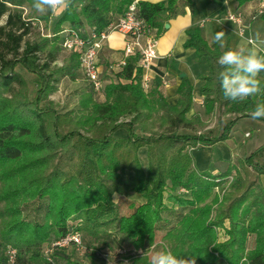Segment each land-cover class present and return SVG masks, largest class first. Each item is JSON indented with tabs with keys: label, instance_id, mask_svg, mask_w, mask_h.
Returning a JSON list of instances; mask_svg holds the SVG:
<instances>
[{
	"label": "trees",
	"instance_id": "trees-1",
	"mask_svg": "<svg viewBox=\"0 0 264 264\" xmlns=\"http://www.w3.org/2000/svg\"><path fill=\"white\" fill-rule=\"evenodd\" d=\"M133 1L71 0L52 38L32 41L26 40L34 26L24 9L34 0H0V264H61L59 259L63 264H124L126 259L148 264L141 254L117 259L86 242V236L112 240L120 235L112 240L120 250L128 241L147 251L157 247L160 230L174 255H195L196 264H264V144L218 175L199 172L187 149L228 139L237 122L264 103V92L243 102L224 98L219 73L225 69L218 59L230 48L210 45L198 27L188 31L186 46L194 47L209 68L202 86L207 110L231 116L216 137L199 134L202 121L188 117L194 98L190 81L183 80L178 103L170 105L161 90L144 89L136 56L117 69L118 80L106 84V101L96 100L90 83L77 108L61 110L49 99L65 78L75 81L81 71L77 50L58 65L62 31L73 29L86 39L116 22ZM249 1L237 0L239 6ZM138 6L157 35L186 7L194 10L193 0L139 1ZM86 27L93 32L84 35ZM18 65L38 77L33 98ZM119 129L127 131L126 138L115 136ZM142 147L146 170L138 154ZM181 188L189 192L181 194ZM116 194H140L145 202L131 203V213L122 215ZM166 198L177 209L166 207ZM224 226L229 240L220 242L216 229ZM75 232L86 243L82 249L75 242L68 248L54 245ZM251 236L253 249L248 248ZM10 249L17 251L14 262Z\"/></svg>",
	"mask_w": 264,
	"mask_h": 264
},
{
	"label": "crops",
	"instance_id": "crops-1",
	"mask_svg": "<svg viewBox=\"0 0 264 264\" xmlns=\"http://www.w3.org/2000/svg\"><path fill=\"white\" fill-rule=\"evenodd\" d=\"M136 1L167 2V0ZM193 3V11L186 7L184 13L169 19L165 24L164 30L157 35L159 56L143 72V79L147 80L148 85L145 90H161L170 105L178 103L180 98L179 87L185 78L189 80L194 87V98L193 107L188 113V117L199 118L204 123V127L198 130L199 134L216 137L222 133L226 122L229 121L231 116L220 110H207V100L202 93V86L205 82L204 78L208 75L209 68L206 60L197 53L194 47L186 46L190 38L188 31L194 27L200 28L210 45L216 44L213 42L215 33L224 31L226 34L224 37L225 47L221 48L217 43L221 49L226 47L236 49L242 45L251 47L247 42L256 33H259L261 39H264V17L253 19L260 0H251L242 6L238 5L237 0H193ZM230 10H241L244 12L246 20L250 23L243 36L238 33L236 24L225 19L226 13ZM63 12L64 10L57 12V18H55L54 22L60 18ZM62 27H69V23H64ZM92 30V28L86 27L83 33L84 35H89L93 32ZM125 41L126 38L122 33L114 31L104 42L103 48L98 54L99 69L102 78L105 80V86L112 81L118 80V75H116L118 68L116 66L124 57ZM258 79L264 81V72L259 74ZM77 80L83 83L86 82L80 70L77 71ZM97 101H106L105 91L101 93ZM120 132L123 135H127L125 129L120 130ZM239 132H244L241 139L236 138V134ZM252 141L254 142L252 143ZM263 144L264 122L248 117L242 118L237 122L228 139L220 140L214 145L205 147H191L189 153L193 157L194 167L199 172L208 171L213 175H218L225 172L231 164H235L239 157L250 153ZM138 154L142 167L146 170L148 167L147 149L145 147L140 148ZM261 178L264 186V176L262 175ZM125 198L131 203L141 204L145 202V199L140 194H133ZM165 204L168 208L174 207V209H177V206L167 198Z\"/></svg>",
	"mask_w": 264,
	"mask_h": 264
},
{
	"label": "built area",
	"instance_id": "built-area-1",
	"mask_svg": "<svg viewBox=\"0 0 264 264\" xmlns=\"http://www.w3.org/2000/svg\"><path fill=\"white\" fill-rule=\"evenodd\" d=\"M257 11L253 15V19H258L264 15V0H260ZM225 19L236 24L238 33L243 36L245 31L249 28V22L246 20L244 12L241 10L229 11L226 13ZM31 20V19H30ZM33 26L43 27L42 21L32 20ZM118 31L122 33L125 38L124 57L117 64V68L122 69L129 57L136 56L138 58V65L143 71L147 70L149 66L158 58L157 50V33L156 29L144 19L139 13L138 1L134 0L128 7L126 12L121 15L116 22L111 23L108 28L100 33H93L88 38H83L78 31L73 29H66L62 32L66 34L63 42L64 48L69 51H76L80 54V69L85 79L91 84L93 91L96 94H101L104 90L105 80L101 76L98 64V54L103 48L104 42L109 35ZM144 89L148 88L147 80L143 79ZM189 191L186 188H181L179 193L187 194ZM75 242L77 246L82 249V239L79 233L75 232L69 234L61 241H57L54 245L64 246L66 243ZM51 249L46 250V254H50ZM125 252L120 250V253ZM17 251L15 249L9 250L11 262H14V257ZM104 258L108 256L107 253L101 254ZM125 261L128 262L126 259Z\"/></svg>",
	"mask_w": 264,
	"mask_h": 264
},
{
	"label": "clouds",
	"instance_id": "clouds-1",
	"mask_svg": "<svg viewBox=\"0 0 264 264\" xmlns=\"http://www.w3.org/2000/svg\"><path fill=\"white\" fill-rule=\"evenodd\" d=\"M71 0H34L32 7L40 13H57L69 7ZM225 32L215 33L213 42L218 43L221 48L225 47ZM251 47L238 46L236 49L224 51L218 59V64L224 68L219 73L220 87L226 100L233 102H243L251 96L264 92L258 76L264 72V39L260 34L247 42ZM253 120L264 118V103H258L255 109L250 112ZM143 256L149 255L148 264H196L195 255L191 258H181L174 255L171 249L166 246L161 250H156L155 245H151L145 252L140 250ZM124 264H128L127 261Z\"/></svg>",
	"mask_w": 264,
	"mask_h": 264
},
{
	"label": "rangeland",
	"instance_id": "rangeland-1",
	"mask_svg": "<svg viewBox=\"0 0 264 264\" xmlns=\"http://www.w3.org/2000/svg\"><path fill=\"white\" fill-rule=\"evenodd\" d=\"M60 11H62V10H60ZM57 14L58 13H55V14L51 13L50 11L45 12V13L37 12L32 7V5L27 4L25 9H24L25 17L29 18L31 20H33V19L37 20V21L42 20L43 21V27L40 28L39 26H34L30 30L29 34L26 36V40L34 41V40H38L40 38H45V37L52 38V36L54 35L53 33L55 32L54 20H55V18H57L56 17ZM5 19H6V17H3L1 24L5 23ZM71 53H72L71 51L66 50L62 47V51L59 54L58 65L60 66L61 64H63L65 59H67ZM16 70L22 74L21 76L24 77V80L27 84V88L29 90V94L31 95V98H33L34 94H35V89L38 86V84H37L38 77L34 73L25 70L20 65L17 66ZM88 87H89V82L87 80H86V82L83 83L81 81L79 82L77 79L75 81H73L69 78H65L60 83L57 90H55L52 94L49 95V99L53 100L56 103L58 109H61V110L74 109V108H77L79 105L78 102L81 98L80 97L81 92ZM100 95L101 94H99V95L95 94L96 100L99 99ZM203 127H204V123L202 122V126H199L198 129H201ZM120 130H123V129L117 130L115 136L117 138H126L127 135L121 134ZM243 133L244 132H239L238 134H236V138L241 139L243 136ZM255 134H257V133H255ZM253 142L254 141H252V143ZM190 148L191 147H189L187 149L190 150ZM243 156H241V157H243ZM241 157H239V158H241ZM238 159L235 161V165H237V166H238ZM231 181H232V177H230V179H228L225 186L228 187ZM215 191L219 192V189L216 188ZM223 193H224V191L221 192V196L223 195ZM125 197H126L125 195H118V194L115 195V201L117 202V204L119 206L120 214H122V215H128L131 213L130 211H132L131 202ZM28 210L32 214L33 211L31 209H28ZM173 219H174L173 222H175L177 218H173ZM225 226H229V221H225ZM225 226H224V228L219 227L216 229L220 242H225V241L229 240V235H227ZM164 233H165L164 230L157 232V236L155 238L156 239L155 243L157 244L156 250H161V249L165 248V246L168 248L167 244L164 243L163 238H162ZM115 239L119 240V239H121V236L118 235ZM115 239L112 238V240H115ZM86 240H87L86 242L93 244L94 245L93 247H95L97 249H101L105 252L112 253L113 256L116 257L117 259L121 258V256L127 258L128 256L131 257V256L140 255L141 249H135V247L133 245H131L128 241L123 243L122 246H126V248L122 249L125 252H122V254H121L120 253V247L118 245H116L115 243H113V241L109 238L105 239L104 237H101V238L97 239L95 237H90L89 235H87ZM254 243H255L254 236H251V238L249 239V242H248V248L253 249ZM111 244H113V245H111ZM85 245H86V243L84 242L83 247ZM69 246L70 245L68 243H66L63 247L68 248ZM149 255L150 254H148L146 256H148V258H149ZM59 261L61 264H63V262H64L63 259H59ZM84 261H85L84 262L85 264H90L89 260H84ZM120 262H122V261L120 260ZM117 263L118 262H115V261L113 262V264H117Z\"/></svg>",
	"mask_w": 264,
	"mask_h": 264
}]
</instances>
